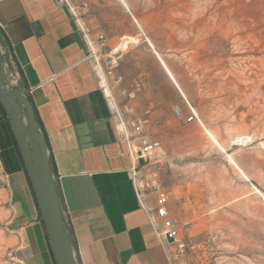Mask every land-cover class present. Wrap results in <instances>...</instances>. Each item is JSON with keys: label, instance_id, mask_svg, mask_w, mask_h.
Masks as SVG:
<instances>
[{"label": "rangeland", "instance_id": "obj_1", "mask_svg": "<svg viewBox=\"0 0 264 264\" xmlns=\"http://www.w3.org/2000/svg\"><path fill=\"white\" fill-rule=\"evenodd\" d=\"M62 1L88 39L117 51L121 80L105 75L114 117L145 120L160 141L147 171L185 264H264V0ZM25 196L0 163V264H21Z\"/></svg>", "mask_w": 264, "mask_h": 264}, {"label": "crops", "instance_id": "obj_2", "mask_svg": "<svg viewBox=\"0 0 264 264\" xmlns=\"http://www.w3.org/2000/svg\"><path fill=\"white\" fill-rule=\"evenodd\" d=\"M0 29L12 50L4 57L10 83L19 68L47 139L76 263L178 264L171 241L159 234L153 195L130 176L148 170L149 158L130 153L106 94L101 66L110 42L101 47L97 33L88 39L62 0H0ZM143 57L152 62L151 54ZM0 163L26 191L21 264H53L22 170L15 157L10 173Z\"/></svg>", "mask_w": 264, "mask_h": 264}, {"label": "water", "instance_id": "obj_3", "mask_svg": "<svg viewBox=\"0 0 264 264\" xmlns=\"http://www.w3.org/2000/svg\"><path fill=\"white\" fill-rule=\"evenodd\" d=\"M0 48V105L22 158L34 193L55 264H77L72 243L64 225L56 184L51 172L46 142L36 127L31 104L16 84L6 78L8 64Z\"/></svg>", "mask_w": 264, "mask_h": 264}, {"label": "built area", "instance_id": "obj_4", "mask_svg": "<svg viewBox=\"0 0 264 264\" xmlns=\"http://www.w3.org/2000/svg\"><path fill=\"white\" fill-rule=\"evenodd\" d=\"M101 47H106L105 40L100 39ZM91 52V51H90ZM99 67L101 64H95ZM103 76H110L115 82H119L121 77L117 74V70L119 68V57L117 55V51L110 50L104 60H103ZM100 68V67H99ZM176 115H180L178 109L174 110ZM194 113L188 117V121L193 120ZM117 124L121 126L124 131L125 136L131 139L129 141V151L132 155H136L140 158H148L158 149H160L161 144L160 141L149 137L145 133V120L143 119H135L130 123V130H127L124 127V122L119 117L116 119ZM125 128V129H124ZM136 140V145L131 144L132 140ZM130 176L134 183L137 184L140 190H145L150 192L155 200V215L160 220V231L159 234L165 237L167 240L171 241V245L174 249L175 256L177 258L178 264H185L183 260L184 253V243L178 235V231L174 226L172 219L168 216V196L163 191L161 183L156 177V174L151 171H140L139 169H135L130 172Z\"/></svg>", "mask_w": 264, "mask_h": 264}, {"label": "trees", "instance_id": "obj_5", "mask_svg": "<svg viewBox=\"0 0 264 264\" xmlns=\"http://www.w3.org/2000/svg\"><path fill=\"white\" fill-rule=\"evenodd\" d=\"M0 48L4 51V54H5L6 57H12L11 46L8 43L6 37L4 36V34H3L1 29H0ZM17 72H18V75H19L18 87L20 88L22 93L26 96V98L29 101V103L31 104V107H32L33 113H34L36 127L38 128V130L42 134V136H43V138H44V140L46 142L47 148L49 150L46 136H45V134L43 132V129H42L40 121H39V119L37 117V114H36V112H35V110H34V108L32 106V102H31V99H30V96H29V93H28L27 84H26V82H25V80L23 78V75H22V73H21L19 68H17ZM13 157H15L16 162L18 163L20 169L22 170V172L24 174L26 185L28 187L30 196L32 198L33 204H34L35 209L37 211L39 222H40V224L42 226V229H43V232H44L45 241H46V244H47V247H48V250H49V254H50L52 263L55 264L54 260H53V256H52V254L50 252V249H49V246H48L47 235H46V232H45L43 221L41 219L40 211L38 209L34 193L32 191V188L30 186L29 180L27 178V175H26V172H25V169H24V165H23V162H22L21 155L19 153V150H18L16 141L14 139V136H13V134L11 132L8 118H7L3 108L0 105V160H1L2 164H3V166H4L5 171L8 172V173L12 172L13 169H14V167H13ZM49 163H50L51 172L53 173L54 165H53V162H52V159H51L50 155H49ZM64 225H65V222H64ZM66 229H67V227H66Z\"/></svg>", "mask_w": 264, "mask_h": 264}, {"label": "bare ground", "instance_id": "obj_6", "mask_svg": "<svg viewBox=\"0 0 264 264\" xmlns=\"http://www.w3.org/2000/svg\"><path fill=\"white\" fill-rule=\"evenodd\" d=\"M119 1L121 2L122 6H123L126 10H129L124 0H119ZM125 45H126V44H124L122 48H125ZM149 45L152 47L151 43H149ZM114 50L116 51V49H114ZM156 55L159 57L158 54H156ZM162 65H163V68H164L166 74H167L168 77L170 78V80L176 85V87H177V89L179 90L180 94L184 97L183 92L181 91L179 85L177 84V81H176L175 78L173 77V75H172V73L170 72V70L164 65V63H163ZM98 68H99V67H98ZM99 72H100V71H99ZM101 76H102V75H101ZM102 82H103V84H104L103 79H102ZM104 86H105V85H104ZM105 91H106V94H107V96H108V98H109V101L111 102V104H112V106H113V103H114V102L112 103L110 92L108 91V89H107L106 87H105ZM112 100H113V99H112ZM114 109H115V108H114ZM120 128H121V127H120ZM208 135L210 136V138L212 139V141H213L215 144L218 145V142L216 141V139H215L211 134H208ZM230 160H231V162L234 164V166H236L235 162H234L232 159H230ZM236 167H237V166H236ZM238 170H239V171L241 172V174L243 175L242 171H241L240 169H238ZM254 189H255V188H254Z\"/></svg>", "mask_w": 264, "mask_h": 264}]
</instances>
